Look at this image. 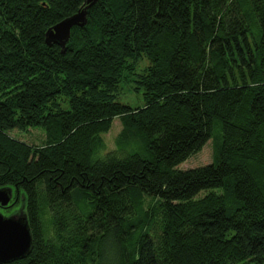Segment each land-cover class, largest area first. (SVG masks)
<instances>
[{"label": "trees", "instance_id": "trees-1", "mask_svg": "<svg viewBox=\"0 0 264 264\" xmlns=\"http://www.w3.org/2000/svg\"><path fill=\"white\" fill-rule=\"evenodd\" d=\"M84 6L0 0V187L33 233L7 264H264V0H99L47 45ZM31 127L41 147L10 135ZM209 140L212 163L178 168Z\"/></svg>", "mask_w": 264, "mask_h": 264}, {"label": "water", "instance_id": "water-1", "mask_svg": "<svg viewBox=\"0 0 264 264\" xmlns=\"http://www.w3.org/2000/svg\"><path fill=\"white\" fill-rule=\"evenodd\" d=\"M99 0H85V6L65 17L45 32L47 45L57 44L66 52L72 28L83 27L88 23V9ZM19 205L10 213L3 209ZM33 247V233L26 212V200L18 185L0 187V264H7L26 258Z\"/></svg>", "mask_w": 264, "mask_h": 264}, {"label": "rangeland", "instance_id": "rangeland-1", "mask_svg": "<svg viewBox=\"0 0 264 264\" xmlns=\"http://www.w3.org/2000/svg\"><path fill=\"white\" fill-rule=\"evenodd\" d=\"M147 64L148 60L143 57V59L140 61V67H138V70H140V68H143ZM129 77L130 79H133L136 78V75L129 74ZM137 85L138 83L136 81L122 82L119 88V99L122 102L129 103L133 106L142 105L144 103L142 90L140 91L139 89H137ZM120 131L121 120L119 117H115L113 120L112 128L108 132L101 134L102 146H100L98 152L105 153L113 149L115 147V138ZM10 135L31 145H36L39 147L44 145L46 140V133L41 127H31L28 130L14 129L10 131ZM213 153L214 145L212 140H209L199 153H196L195 155L189 157L187 160L179 164L178 168L188 169L212 163ZM200 195L203 196L204 192ZM145 200L146 204L151 201V199L148 197H145Z\"/></svg>", "mask_w": 264, "mask_h": 264}]
</instances>
